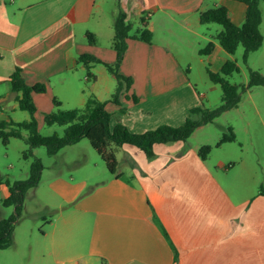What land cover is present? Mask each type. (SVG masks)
I'll use <instances>...</instances> for the list:
<instances>
[{
	"label": "crops",
	"instance_id": "0c3cea01",
	"mask_svg": "<svg viewBox=\"0 0 264 264\" xmlns=\"http://www.w3.org/2000/svg\"><path fill=\"white\" fill-rule=\"evenodd\" d=\"M106 1L0 0V122H22L15 118L20 110L9 85L15 69L26 85L45 88L32 95L38 130L44 114L82 109L89 96L106 102L111 127L120 124L134 134L179 127L189 110L202 108L204 97L189 80L191 62H204L199 51L210 42L214 48L205 56L217 55L214 72L229 55L214 40L221 30L200 24L199 15L223 6L240 26L245 6L233 0L116 1L113 24L119 11L131 27L137 26L135 31L143 19L152 41L126 40L118 73L132 83L128 90L123 85L115 105L110 103L115 78L102 64L91 66L94 79L89 78L78 61L90 55L115 64ZM87 33L94 36L93 45ZM200 147L154 145V157L147 159L140 150L123 146L127 173L118 170V177L110 175L87 192L84 181L57 178L46 201L54 217L38 238L31 237L28 264H264L259 163L245 146L237 160L214 161L200 159ZM8 196L7 186L0 184V201ZM11 248L18 251L15 242Z\"/></svg>",
	"mask_w": 264,
	"mask_h": 264
},
{
	"label": "trees",
	"instance_id": "16d2710c",
	"mask_svg": "<svg viewBox=\"0 0 264 264\" xmlns=\"http://www.w3.org/2000/svg\"><path fill=\"white\" fill-rule=\"evenodd\" d=\"M119 1V0H117ZM245 6V19L240 25H234L229 17L227 9L223 6L210 9L200 13L199 22L202 25L215 24L220 26L221 31L215 36L214 40L228 55H234L239 46L243 49V61L246 62L248 54L256 52L262 47L263 36L260 33L261 25L260 4L264 0H233ZM141 28L131 34L132 27L126 21V15L119 11L113 24L114 35L112 38V49L116 54L115 64L110 66L101 63L90 55L78 57V61L85 68L87 77L94 79L90 73L93 64H102L107 72L117 81V89L112 95L110 103L119 105L118 96L123 85L128 90L132 80L125 78L118 73V68L122 62L126 51V40L134 39L146 44H151L152 34L146 29L145 21H140ZM87 42L93 45L95 38L91 33L86 34ZM214 45L208 43L205 48L199 51V55H208L212 52ZM238 72L236 64L232 61H226L221 67L219 73H212L207 70L209 81L218 85L222 91L221 104L214 109L194 108L187 112L184 123L179 127L160 126L152 131L141 134L131 133L126 127L116 124L111 127L110 113L106 111V102L98 101L94 96H89L82 109L55 111L43 115V124L47 127H64L62 137L57 134L51 136H42L38 130L37 121L34 118L36 107L32 100L33 94L45 93L42 85L28 86L24 82L21 71L15 69L9 78L10 89L16 94L18 109L29 115V120L20 123L12 121L0 122V144L7 146L10 139H24L28 145V150L22 157L26 159L32 156L33 150L39 147H45L48 156L53 157L65 147L73 146L82 139L88 140L90 146L97 153L101 161L105 164L107 171L113 177L117 175V161L115 154L123 146L134 147L144 153L147 159L154 157L153 147L159 144H168L176 142H185L196 129L212 123L223 113L234 109L240 102L239 87L228 83L226 78L232 73ZM264 88V77L256 71H249V80L242 91L252 88ZM55 107L58 103L53 101ZM195 117L199 119L196 120ZM228 136H223L216 146L234 142V136L231 128L226 129ZM22 132H26L24 138ZM211 148L202 146L198 149V156L206 160ZM42 165L38 159H33L30 165L29 178L26 181L15 182L12 185L7 181L6 186L9 196L0 201V206L13 208V214L7 219H0V251L9 249L13 246L14 227L18 223L20 214L24 208L26 192L30 189L35 190L40 182ZM258 194H264V186L260 185Z\"/></svg>",
	"mask_w": 264,
	"mask_h": 264
},
{
	"label": "rangeland",
	"instance_id": "374dc122",
	"mask_svg": "<svg viewBox=\"0 0 264 264\" xmlns=\"http://www.w3.org/2000/svg\"><path fill=\"white\" fill-rule=\"evenodd\" d=\"M117 0H107L104 5L107 24L109 23L110 33L113 36V12H117ZM261 12L260 33L264 38V4L259 5ZM137 26L132 24L134 32ZM211 28H220L213 25ZM215 35V32L214 34ZM207 44L201 47L205 48ZM243 49L239 46L234 55H229L228 61L236 64L238 72L232 73L226 78L229 84L238 86L240 102L237 107L220 115L214 122L208 123L201 128L196 129L193 135L185 142L190 145L209 146L211 152L209 159H238L241 157L240 148L245 146L247 155L254 158L259 163L262 170V180L264 179V88H252L242 91L249 80V71H256L264 77V43L256 52L248 54L246 62L242 58ZM202 56V55H200ZM204 62H191L189 80L197 90L203 95V109H214L221 104L222 91L218 85L209 81L207 70L212 73L215 61H218L217 55H212L211 59L203 55ZM255 108L259 109V115L255 113ZM61 110V109H60ZM62 111V110H61ZM22 114V115H20ZM21 116H29L25 112L18 111L15 116L19 121ZM27 120V119H26ZM227 128H231L234 136V143H226L216 146L223 136H228ZM39 133L42 136H51L57 134L63 136L64 127H47L40 124ZM26 138L27 133L22 132ZM220 147V148H219ZM28 145L25 140L10 139L7 146L0 144V184L10 185L15 182L26 181L29 178L30 165L33 159H38L42 165V173L38 187L35 190H28L25 195L24 208L14 227L13 241L18 245V251L10 249L9 253L0 255V264H28L30 251L29 245L33 244L31 237L38 238L46 229V224L54 217L53 208H48L46 201L50 202L52 194V182L57 178L70 183L86 182L87 186L84 192L89 191L90 186L95 185L109 178L110 174L105 164L101 161L97 153L92 149L88 140L82 139L73 146L65 147L60 150L56 156L50 157L45 147H39L33 150L32 156L23 159L22 155L27 152ZM119 153V154H118ZM118 163L117 171L127 173L128 168L121 163V152L115 154ZM227 163V162H226ZM122 164V165H121ZM60 182V181H59ZM263 186V185H262ZM50 207V206H49ZM13 208L0 206V219H7L13 214ZM7 254H12L9 257Z\"/></svg>",
	"mask_w": 264,
	"mask_h": 264
}]
</instances>
